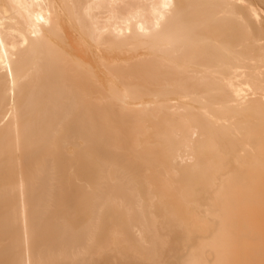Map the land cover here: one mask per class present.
<instances>
[{"label": "bare ground", "instance_id": "6f19581e", "mask_svg": "<svg viewBox=\"0 0 264 264\" xmlns=\"http://www.w3.org/2000/svg\"><path fill=\"white\" fill-rule=\"evenodd\" d=\"M0 264H264V0H0Z\"/></svg>", "mask_w": 264, "mask_h": 264}, {"label": "rangeland", "instance_id": "374dc122", "mask_svg": "<svg viewBox=\"0 0 264 264\" xmlns=\"http://www.w3.org/2000/svg\"><path fill=\"white\" fill-rule=\"evenodd\" d=\"M97 260H100V259H97Z\"/></svg>", "mask_w": 264, "mask_h": 264}]
</instances>
